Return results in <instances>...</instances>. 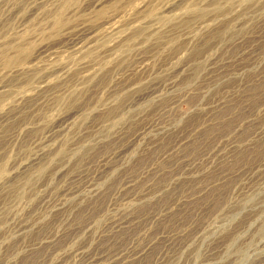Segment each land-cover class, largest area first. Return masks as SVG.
Here are the masks:
<instances>
[{
    "label": "rangeland",
    "instance_id": "1",
    "mask_svg": "<svg viewBox=\"0 0 264 264\" xmlns=\"http://www.w3.org/2000/svg\"><path fill=\"white\" fill-rule=\"evenodd\" d=\"M0 264H264V0H0Z\"/></svg>",
    "mask_w": 264,
    "mask_h": 264
}]
</instances>
